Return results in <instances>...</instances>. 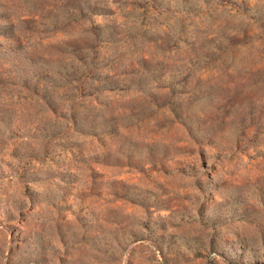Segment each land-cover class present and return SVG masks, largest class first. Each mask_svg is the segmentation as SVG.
Masks as SVG:
<instances>
[{
  "label": "rangeland",
  "instance_id": "374dc122",
  "mask_svg": "<svg viewBox=\"0 0 264 264\" xmlns=\"http://www.w3.org/2000/svg\"><path fill=\"white\" fill-rule=\"evenodd\" d=\"M0 264H264V0H0Z\"/></svg>",
  "mask_w": 264,
  "mask_h": 264
}]
</instances>
